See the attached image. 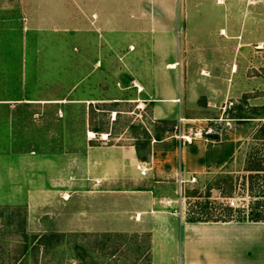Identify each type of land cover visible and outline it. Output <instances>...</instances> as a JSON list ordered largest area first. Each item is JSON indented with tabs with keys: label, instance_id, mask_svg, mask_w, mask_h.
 I'll list each match as a JSON object with an SVG mask.
<instances>
[{
	"label": "rangeland",
	"instance_id": "1",
	"mask_svg": "<svg viewBox=\"0 0 264 264\" xmlns=\"http://www.w3.org/2000/svg\"><path fill=\"white\" fill-rule=\"evenodd\" d=\"M0 40V264H178L181 221L264 211V0H0Z\"/></svg>",
	"mask_w": 264,
	"mask_h": 264
},
{
	"label": "crops",
	"instance_id": "2",
	"mask_svg": "<svg viewBox=\"0 0 264 264\" xmlns=\"http://www.w3.org/2000/svg\"><path fill=\"white\" fill-rule=\"evenodd\" d=\"M82 13H80L81 17ZM91 16L96 22L95 28H91V31L96 32L99 37H103L105 30L112 31L114 29L108 21L109 17L101 19L98 11H93ZM145 17V10H141L139 18L144 19ZM98 31H100V34ZM103 40L104 38H102ZM105 41L107 46H113L114 44L107 39ZM2 43H4L3 40H0V46H2ZM172 64L175 63H171L169 66ZM138 87H140L141 91L142 86L138 85ZM21 104L13 103L11 106L19 107ZM4 105V103L0 102V111L3 110ZM90 133L91 131H89ZM105 136L107 137V134L104 133V139H106ZM134 151L133 147H129L126 150L132 164L139 165L141 163H139ZM106 167L112 169L114 168V163L107 161ZM136 177H139L138 172ZM144 192L147 195L153 194L151 189ZM258 228H264V222L181 221L177 252L178 264H257V257L264 255V253L259 251L256 254L255 251L256 248L260 247V244L264 243L263 236L254 235V229ZM262 248L264 249V247Z\"/></svg>",
	"mask_w": 264,
	"mask_h": 264
},
{
	"label": "trees",
	"instance_id": "3",
	"mask_svg": "<svg viewBox=\"0 0 264 264\" xmlns=\"http://www.w3.org/2000/svg\"><path fill=\"white\" fill-rule=\"evenodd\" d=\"M260 171V170H258ZM264 171V170H262ZM259 206H261V204H257V207L254 208L247 216H242V214H244L243 211H239L240 216L238 218H234L231 214V212H233L232 209L228 208L227 212H228V216H221V217H216V219H208V220H192L191 222H209V221H214V222H230V221H235V222H245V221H249V222H264V211L259 209Z\"/></svg>",
	"mask_w": 264,
	"mask_h": 264
},
{
	"label": "bare ground",
	"instance_id": "4",
	"mask_svg": "<svg viewBox=\"0 0 264 264\" xmlns=\"http://www.w3.org/2000/svg\"><path fill=\"white\" fill-rule=\"evenodd\" d=\"M224 32V31H223ZM176 67V64H172V65H170V68L171 69H173V68H175ZM89 136H91V137H93L94 136V133H90L89 134ZM105 138H107L106 136H105ZM259 231L257 230V229H254V235H256V236H263L264 237V234H260V233H258ZM262 232V231H261ZM264 232V231H263Z\"/></svg>",
	"mask_w": 264,
	"mask_h": 264
},
{
	"label": "built area",
	"instance_id": "5",
	"mask_svg": "<svg viewBox=\"0 0 264 264\" xmlns=\"http://www.w3.org/2000/svg\"><path fill=\"white\" fill-rule=\"evenodd\" d=\"M138 169L140 170L142 176H146L149 171L143 164H139Z\"/></svg>",
	"mask_w": 264,
	"mask_h": 264
}]
</instances>
